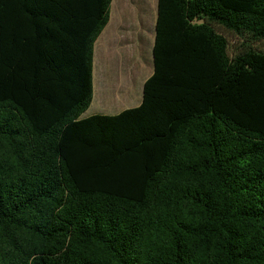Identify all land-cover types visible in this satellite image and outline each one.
I'll list each match as a JSON object with an SVG mask.
<instances>
[{"label":"trees","instance_id":"1","mask_svg":"<svg viewBox=\"0 0 264 264\" xmlns=\"http://www.w3.org/2000/svg\"><path fill=\"white\" fill-rule=\"evenodd\" d=\"M109 4L0 0V264H264V0H157L140 104L80 119Z\"/></svg>","mask_w":264,"mask_h":264},{"label":"crops","instance_id":"2","mask_svg":"<svg viewBox=\"0 0 264 264\" xmlns=\"http://www.w3.org/2000/svg\"><path fill=\"white\" fill-rule=\"evenodd\" d=\"M112 1L110 0L109 10H108V21L96 40L93 43L92 49V68H91V86H92V98L96 95L95 99L99 102L102 101V97H108V102H112V98L115 101H118L127 93L128 80L129 76L137 70H142V65L146 68V76L152 73V46L154 42V24L156 18V1L157 0H140L142 7L147 6L150 10V15L146 17L139 15V12L135 10L132 13V20L134 26H130L132 31H127L129 26L126 24V10H123L119 24L123 25L122 29L116 27L111 23V5ZM128 0L126 5L128 6ZM155 12V15H154ZM148 23L149 25H147ZM111 26V27H110ZM108 27V30H107ZM149 27V29H148ZM125 28V30H124ZM134 32V33H132ZM132 33V34H130ZM130 34V35H129ZM148 48V56L145 58L141 53V47ZM140 53V54H139ZM141 56V57H140ZM150 60V67L145 66V61ZM98 61L101 65V75L99 88L95 84V63ZM141 62V63H140ZM134 67H133V66ZM133 67V68H132ZM132 68V69H131ZM151 72V73H150ZM149 75V76H150ZM106 77L105 81L107 85H102L103 77ZM95 94V95H94ZM107 94V95H106ZM136 95V94H135ZM92 100V99H91ZM91 104V102H90ZM89 108V107H88ZM87 108V109H88ZM126 110V109H125ZM124 111V110H123ZM118 114V113H117ZM95 115H104V114H95ZM116 115V114H115ZM84 119V118H83Z\"/></svg>","mask_w":264,"mask_h":264},{"label":"rangeland","instance_id":"3","mask_svg":"<svg viewBox=\"0 0 264 264\" xmlns=\"http://www.w3.org/2000/svg\"><path fill=\"white\" fill-rule=\"evenodd\" d=\"M126 1L127 0H113L112 1V5H111V23L113 25H116V27H119L120 29H122L121 24H119V20H120V16L123 12V10H126V24L124 23L125 26H129V28H127V31L131 32V25H133V23H131L132 20V13L137 10L139 12V15H143L145 16L147 19V17H149L150 15V10L149 7L144 6L142 7L140 4V0H128V6H126ZM144 1V0H143ZM147 2H149V0H146ZM126 4V5H123ZM134 14V13H133ZM155 15V12H154ZM147 25H149L148 23H146ZM111 27V26H110ZM149 29V27H148ZM108 30V27H107ZM125 30V28H124ZM134 33V32H132ZM130 33V34H132ZM221 35H223V37L227 40L228 42V55L231 56L233 54V48L234 47H238L239 44L241 43V40L237 39L235 36H233L230 33L227 32H220ZM129 34V35H130ZM253 47L255 49H258L260 51H264V41L255 43L253 45ZM148 48L149 47H141V53L142 55L145 56V58H147L148 56ZM140 54V53H139ZM141 57V56H140ZM143 58V57H142ZM144 58L141 59V61L143 62ZM99 60H97V62L95 63V72H94V77H95V84H97V87L99 88V82H100V75H101V65L100 63H98ZM145 61V60H144ZM150 60L147 59V61H145V66L150 67ZM141 63V62H140ZM133 66V65H132ZM135 66V65H134ZM133 66V67H134ZM132 67V68H133ZM131 68V69H132ZM142 70H137L136 73L133 72L130 76H129V80H128V87H127V93L121 97L118 101H115L114 98H112V102H108V97H103L102 101L99 102L95 99L96 95L93 96L92 100H91V104L89 105V108L86 109V111L80 116V119L83 118H87L90 116H93L95 114H104L106 116H112L115 115L117 113H120L121 111L125 110V109H132L137 107L140 104L141 101V90H142V85L145 82V80L149 77L146 76V68L142 65ZM151 73V72H150ZM103 82L101 83L102 85H107V83L105 82L107 80V78L104 76L103 77ZM136 94V95H135ZM107 95V94H106Z\"/></svg>","mask_w":264,"mask_h":264}]
</instances>
